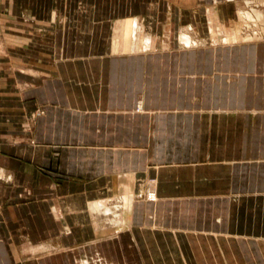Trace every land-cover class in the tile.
I'll return each mask as SVG.
<instances>
[{
    "label": "crops",
    "instance_id": "1",
    "mask_svg": "<svg viewBox=\"0 0 264 264\" xmlns=\"http://www.w3.org/2000/svg\"><path fill=\"white\" fill-rule=\"evenodd\" d=\"M224 8L0 0V264H116L111 252L159 250L163 234L213 264L263 247L264 214L247 212L264 204V38L190 31ZM31 27L38 58H64L57 70H24ZM126 190L129 227L102 236L111 223L92 204Z\"/></svg>",
    "mask_w": 264,
    "mask_h": 264
},
{
    "label": "rangeland",
    "instance_id": "2",
    "mask_svg": "<svg viewBox=\"0 0 264 264\" xmlns=\"http://www.w3.org/2000/svg\"><path fill=\"white\" fill-rule=\"evenodd\" d=\"M219 2L222 4L223 7L226 8V9L224 8L225 10L222 9L223 11L220 12H214L213 10L206 11V20H205L206 25L205 26L203 25L200 28L191 26L190 31L192 32V35L196 37V39H199L200 42H205V39L209 40L210 37L211 39L212 37L214 38L213 34H215L216 37H219V35L223 36L224 34H226L224 37L226 40L230 38L232 39L233 38L235 39L264 38V0H219ZM3 13L4 12L0 9V18L3 17ZM19 14L21 15L20 12ZM186 26L187 24L185 26L175 28L176 31L175 32L173 31L174 34H176L177 40L180 30ZM5 29L6 27H2V30H0V36L1 34L3 35V33H5L4 31ZM30 30H31L30 34H33L34 36L36 28L31 27ZM165 31L168 32V34L171 33L169 32V30H165ZM160 35H163V33H160ZM36 39H37L36 35L32 37L33 43L31 49L28 50L29 57H27V59L24 60V64L26 65L24 67V70L26 71L38 70L39 69L38 67H40V70H43V67L46 68L45 70H55V68L57 70V66L59 67L60 63L62 65L65 63L64 58H55L49 56H47L46 59L38 58L39 52L37 47L38 43ZM51 44L47 43V45L53 46V43ZM0 50L2 51L1 48ZM48 51L49 49L47 48V52ZM145 59L147 58H143V60ZM30 117H32V114H30ZM148 182L149 184L142 189L143 191L141 192V194L142 196H145V198H154L156 191L155 180L151 179L150 181L148 180ZM130 193L134 194L135 197V192L133 190H126L123 192V194L121 193L116 194L114 197H112L114 201H111L109 205L107 204V202L103 201L104 204L103 208L101 207L94 209L92 207L93 210L99 209L98 211L106 214L110 220L111 224L108 229L110 231V234L102 235V236H112L117 234L121 230H126L129 227V222L126 216L124 215L123 210L126 211L132 207L133 203L132 204L128 203L126 198V195ZM118 198L123 201H117ZM247 213H249V216H251L252 219H254L253 222L255 223V225H261L260 218H262L264 214V204L254 203L252 205V208L249 209V212ZM158 225H160L159 222ZM187 238L188 237L185 236L184 240L185 239L187 240ZM169 240L170 238L169 237L166 238L164 234L158 235V245L161 249L154 251L128 250L124 252L123 258H121V256L120 258H118L117 256L118 253L116 251H113L111 252L110 260L111 261L115 260L116 264H143L144 259L147 261L148 264L150 263L152 264H213L215 263L214 259L212 258V255L209 256L208 251H201V252L185 251L184 254L186 255V259H184L182 251L179 250L169 251L166 249L168 246H172L171 240L170 243ZM128 241L129 240H127L126 242ZM128 246L132 247L133 245L131 244ZM203 254L206 256L204 257ZM189 256H191L190 259ZM78 258H79L78 264H80L81 263L80 254ZM99 260L102 261V258ZM83 262L88 263V260L85 259L83 260ZM247 262L248 264H264V245L262 248H258L257 250H254L252 254V258L251 259L248 258Z\"/></svg>",
    "mask_w": 264,
    "mask_h": 264
},
{
    "label": "bare ground",
    "instance_id": "3",
    "mask_svg": "<svg viewBox=\"0 0 264 264\" xmlns=\"http://www.w3.org/2000/svg\"><path fill=\"white\" fill-rule=\"evenodd\" d=\"M127 21H129V20H127ZM124 24H126V22L124 23ZM123 24V25H124ZM127 27L129 26V25H126ZM132 27V26H131ZM119 28V27H118ZM127 29L128 28H126V31H127ZM134 30H135V28H134ZM215 30V29H214ZM132 31V30H131ZM182 31V30H181ZM188 32V31H187ZM186 32V33H187ZM115 33V32H114ZM128 33V32H127ZM184 34L182 35L183 36V39L185 40V41H187V42H189V41H191V39L189 38V36H188V33L186 34L185 33V31L183 32ZM127 35V34H126ZM189 35H190V33H189ZM231 35V34H230ZM234 35V34H233ZM191 38H193V37H191ZM196 38V37H195ZM195 38H193V39H195ZM190 39V40H189ZM193 39H192V41H193ZM196 40V39H195ZM194 40V41H195ZM226 40V39H225ZM196 42H198L197 40H196ZM184 43V42H183ZM124 44V43H123ZM192 44H194V43H192ZM191 44V45H192ZM124 46H125V44H124ZM121 47V46H120ZM126 198H127V201H128V203H131L132 201H134L133 199L135 198L134 197V194H132V193H130V194H127L126 195ZM103 201H97V202H94L93 204H92V207L94 208V209H97V208H103ZM99 210V209H98ZM120 223V222H119ZM123 224V223H122ZM126 224V223H125ZM124 224V225H125ZM123 225V226H124ZM82 264H89V263H87V262H82Z\"/></svg>",
    "mask_w": 264,
    "mask_h": 264
}]
</instances>
